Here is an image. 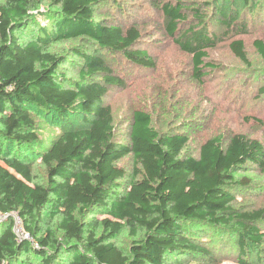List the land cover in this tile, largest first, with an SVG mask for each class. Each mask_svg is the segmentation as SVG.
Returning a JSON list of instances; mask_svg holds the SVG:
<instances>
[{
  "label": "trees",
  "instance_id": "trees-1",
  "mask_svg": "<svg viewBox=\"0 0 264 264\" xmlns=\"http://www.w3.org/2000/svg\"><path fill=\"white\" fill-rule=\"evenodd\" d=\"M43 1L0 0V264H171L197 256L216 264L221 243L242 263L252 254L264 264V205H233L238 194L264 198V184L255 188L237 176L264 175L262 143L239 133L227 140L217 135L200 145L198 156H181L188 136L159 132L141 109L133 111L129 142L117 141L103 99L122 79L104 56L152 67L148 52L135 48L140 23L125 26L109 16L119 0H54L50 19L39 9ZM148 1L191 55L197 79L209 68L204 60L217 38L214 25L231 27L239 7L240 17L264 15V0ZM189 16L188 29L180 30ZM244 28L241 23L239 32ZM77 38L93 49L77 50L82 63L70 80L61 73L67 56L50 46ZM253 46L264 64V34ZM229 48L247 61L241 39ZM36 115L58 127L50 141L36 133ZM129 153L135 167L123 187L116 161ZM32 157L43 165L44 179ZM14 217L27 238L14 231ZM126 229L133 240L123 248L115 239Z\"/></svg>",
  "mask_w": 264,
  "mask_h": 264
},
{
  "label": "rangeland",
  "instance_id": "rangeland-1",
  "mask_svg": "<svg viewBox=\"0 0 264 264\" xmlns=\"http://www.w3.org/2000/svg\"><path fill=\"white\" fill-rule=\"evenodd\" d=\"M148 5V0H119L120 9L114 12L115 15L109 14L125 26L140 23L142 34L135 48L145 49L154 63L152 67H142L124 61L120 56H104L114 74L122 79V85L110 88L103 99L112 110L116 140L129 142L133 111L141 109L148 113L152 126L159 132L177 131L188 136L181 156H198L200 145L217 135L227 140L234 134H243L257 139L264 147V64L253 46L255 39L263 37L264 15L240 17L244 8L239 7L238 19L231 27L214 25L217 38L215 44L207 49L208 55L204 60L209 68L204 69L202 73L205 75L201 79H197L193 75L191 55L176 42L178 35L169 34L161 11H155ZM39 9L47 12L49 19L52 18L53 9H56L54 0H44ZM209 14L212 15L210 10ZM188 19L180 25V30L188 29L187 23H191L192 16ZM241 23L246 25L244 32L238 30ZM234 39L243 41L246 62L237 58L229 48ZM92 49L90 42L79 38L54 42L50 46V51L67 56L66 62L61 65V73L70 80L77 78V68L82 63L77 50L90 53ZM36 119V133L43 142L50 141L58 132V127L44 117L36 115ZM31 162L38 177L44 179V167L38 158L32 157ZM116 165L124 171L120 184L126 187L132 180L135 167L132 154L116 161ZM242 175L248 177L255 188L264 184V175L255 170L237 174ZM233 205L243 210L254 209L264 205V198L261 193L238 194ZM14 218V231L27 238V235H22L21 223L17 217ZM132 240L126 229L115 242L128 248ZM221 244L217 249L219 252L215 253L216 264H261L255 262L252 254L242 263L240 260L243 258L232 251L230 244L227 247ZM171 264L211 262L197 256L193 259L179 257Z\"/></svg>",
  "mask_w": 264,
  "mask_h": 264
},
{
  "label": "built area",
  "instance_id": "built-area-1",
  "mask_svg": "<svg viewBox=\"0 0 264 264\" xmlns=\"http://www.w3.org/2000/svg\"><path fill=\"white\" fill-rule=\"evenodd\" d=\"M1 218V217H0ZM25 233H23V230H22V235H24ZM26 235V234H25ZM19 237H22V236H19Z\"/></svg>",
  "mask_w": 264,
  "mask_h": 264
}]
</instances>
